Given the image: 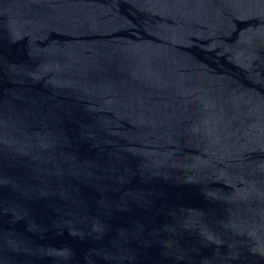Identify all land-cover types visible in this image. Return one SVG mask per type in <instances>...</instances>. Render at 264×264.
<instances>
[{"label": "water", "instance_id": "95a60500", "mask_svg": "<svg viewBox=\"0 0 264 264\" xmlns=\"http://www.w3.org/2000/svg\"><path fill=\"white\" fill-rule=\"evenodd\" d=\"M0 264H264V0H0Z\"/></svg>", "mask_w": 264, "mask_h": 264}]
</instances>
